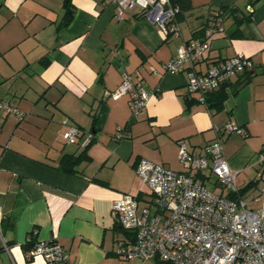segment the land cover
Masks as SVG:
<instances>
[{"label":"crops","instance_id":"1","mask_svg":"<svg viewBox=\"0 0 264 264\" xmlns=\"http://www.w3.org/2000/svg\"><path fill=\"white\" fill-rule=\"evenodd\" d=\"M190 2L191 9L177 15L180 35L174 37L138 8L118 20L110 0H0V102L26 114L18 119L0 111V264H46L31 255L30 238L57 240L72 264H164L116 256V242L126 234L111 206L120 194L138 193L135 166L142 158L183 171L179 140L200 155L221 137L239 191L251 185L241 196H258L264 187L258 162L264 151V0ZM219 10L225 11L224 32L195 70L238 53L252 67L216 90L226 92L217 111L188 92L187 68L170 73L164 64L183 42L202 38ZM124 74L141 80L150 96L136 118L130 94L111 98ZM64 118L94 137L74 173L63 158L84 149L80 139L63 140ZM228 123L243 134L222 135ZM118 133L123 136L116 139ZM203 175L210 189L222 191L207 171Z\"/></svg>","mask_w":264,"mask_h":264},{"label":"built area","instance_id":"2","mask_svg":"<svg viewBox=\"0 0 264 264\" xmlns=\"http://www.w3.org/2000/svg\"><path fill=\"white\" fill-rule=\"evenodd\" d=\"M110 4L116 9L118 20L127 10L138 8L163 33L180 35L178 11L171 0H110ZM223 19L222 13L213 12L204 36L183 42L164 64L165 72L170 73L187 68L188 92L197 94L198 102L204 105L210 93L252 67L250 58L238 53L205 72L195 70V64L208 53L211 40L224 32ZM126 94L131 96V116L136 118L147 106L149 93L141 80L134 82L130 74H124L111 98L117 100ZM0 111L18 119L26 115L7 101L0 102ZM61 124L65 127L62 138L67 144L80 139V147L86 149L92 143L93 134L82 135L68 118ZM221 132L243 134L232 123ZM122 136L118 133L116 139ZM177 158L183 171L140 159L135 173L149 189V197L145 198L140 191L136 195L123 193L113 200L111 216L126 234L116 242V256L121 260L155 258L168 264H264V187L254 199L239 194L238 172L228 165L221 137L208 143L200 155L190 152L186 142L179 140ZM258 162L264 167V151ZM206 171L221 192L210 189L203 181ZM35 234L36 231L32 233ZM28 242L32 244L31 255L43 257L46 264H72L57 240L30 238ZM2 246L6 248L3 241Z\"/></svg>","mask_w":264,"mask_h":264},{"label":"trees","instance_id":"3","mask_svg":"<svg viewBox=\"0 0 264 264\" xmlns=\"http://www.w3.org/2000/svg\"><path fill=\"white\" fill-rule=\"evenodd\" d=\"M171 2L176 7V9L178 11L177 15L181 12H184V11L191 9V7H192L190 0H171ZM216 12L222 13L223 18L225 17V11L224 10H219ZM168 35H170V34H168ZM225 99H226V92H224V91L223 92H220V91L212 92L206 98L207 107L209 109H215L217 111L221 110L224 107V100ZM83 159L84 160L88 159L85 149L78 156H66V157H64L63 163H64V166L67 167V172L74 173L75 172L74 168ZM250 186H248L246 189L240 190L239 194L241 195V193L246 191ZM229 197H232V195ZM29 245L32 246V244L30 242H29ZM164 264H168V263H164Z\"/></svg>","mask_w":264,"mask_h":264},{"label":"rangeland","instance_id":"4","mask_svg":"<svg viewBox=\"0 0 264 264\" xmlns=\"http://www.w3.org/2000/svg\"><path fill=\"white\" fill-rule=\"evenodd\" d=\"M86 133H88V132H86ZM79 145H80V141H79ZM139 180H140V178H139ZM138 193L140 192V191H143V193H145L144 194V197L145 198H148L149 196V189L146 187V186H143V184H142V182H141V180H140V185H139V188H138ZM137 193V194H138Z\"/></svg>","mask_w":264,"mask_h":264}]
</instances>
